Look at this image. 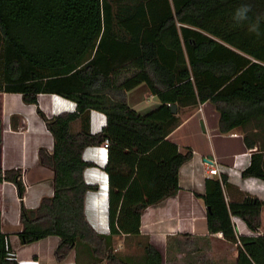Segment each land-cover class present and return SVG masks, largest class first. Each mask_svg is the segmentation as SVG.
I'll return each instance as SVG.
<instances>
[{
  "label": "trees",
  "instance_id": "16d2710c",
  "mask_svg": "<svg viewBox=\"0 0 264 264\" xmlns=\"http://www.w3.org/2000/svg\"><path fill=\"white\" fill-rule=\"evenodd\" d=\"M139 85L154 98L145 110L126 96ZM0 91L24 102L39 92L74 102L51 115L36 109L52 136L50 150H37L52 171V193L34 207L20 202V243L55 235L56 261L72 250L74 264H160L158 249L139 238V216L176 191L178 167L191 156L167 138L183 108L211 104L217 130L238 129L252 149L240 175L264 180V0H0ZM92 109L105 116L94 132ZM104 139L107 228L98 231L84 211L96 183L83 169L93 163L81 153ZM20 175L0 168L18 196ZM198 195L207 229L236 244V264H264V231L254 233L264 201L224 172L205 177ZM232 216L246 231L236 233ZM130 237L138 255L120 250ZM0 264H18L1 224Z\"/></svg>",
  "mask_w": 264,
  "mask_h": 264
},
{
  "label": "crops",
  "instance_id": "0c3cea01",
  "mask_svg": "<svg viewBox=\"0 0 264 264\" xmlns=\"http://www.w3.org/2000/svg\"><path fill=\"white\" fill-rule=\"evenodd\" d=\"M37 108L51 115L61 110H72L74 102L55 93L45 92L37 93L35 102H24L19 92L0 91V168H19L24 186L21 196H18L12 182L0 181L1 229L5 232L18 264H74L72 250L61 261L53 258L57 236L47 235L28 243H20L17 235L20 202L26 207H34L40 196L52 193V171L37 160L39 147L51 149L52 136L37 114ZM183 110L185 117L167 134V138L174 141L179 149L189 146L191 156L178 167L176 191L147 205L140 213L139 238L147 239L158 249L161 254L160 264H236V244L223 238L220 231H209L206 226V208L198 195L203 191L205 177L211 176L204 170V157H210L218 165L216 175L224 172L228 175V181L238 189L263 201L264 180L240 175L241 168L248 163L250 151L244 148L238 129L223 133L217 130V114L211 104L201 102L195 108L185 107ZM198 110H203L198 138L202 132L207 131L211 137L215 135L224 142L222 147L213 141L207 145L201 141L192 142L188 134L181 131L185 122L190 121ZM208 113L214 117L210 119L212 123ZM104 122L103 113L93 109L89 111L92 132L99 130ZM228 138H235L236 141L234 145L225 148ZM81 155L93 163L83 169L84 180L96 183L95 189L86 192L85 215L96 230L106 231V214L103 215L107 200V175L103 170L106 149L102 143L87 145ZM234 219L240 230L246 231L242 220ZM134 242L129 247L135 246L138 249L136 239Z\"/></svg>",
  "mask_w": 264,
  "mask_h": 264
},
{
  "label": "rangeland",
  "instance_id": "374dc122",
  "mask_svg": "<svg viewBox=\"0 0 264 264\" xmlns=\"http://www.w3.org/2000/svg\"><path fill=\"white\" fill-rule=\"evenodd\" d=\"M126 96H127L128 102L132 106L137 108L138 110H145L146 108L150 107L153 104V102H154L153 101L154 98H152V97H150V95H148V93H147V91H146V89L144 88L143 85H139V86L133 88L131 91H129L126 94ZM141 100L145 101V102L141 103L140 102ZM184 111L185 110H182V112L180 113L181 118L185 117L186 113L184 114ZM208 115H209V113H208ZM208 115H206V116L208 117ZM202 118H203V110H198L197 114H195L194 117L190 121L185 122V124L181 128V131H183L184 133L188 134V139H191L192 142H200L201 141L202 144H206L207 145L208 143H210V141H213L215 143V145H218L219 147H222L224 145V142L222 140L218 139V137H216L215 135H214V137H211L208 134L207 131H205V133H203V132L201 133V131H200L201 136H200V139L198 138L199 137V136H197V134L199 133L198 127H199V129L201 128V124H200L199 120H202ZM208 118H209V120L210 119H214V117L211 116V115H209ZM210 122L212 123L211 120H210ZM192 128L194 129V132H193ZM210 132H213V130L212 131L210 130ZM235 141H236L235 138L226 139L227 143L225 144L226 145L225 148H228L231 145H234ZM211 161H212V159H211ZM204 170H205V168H204ZM205 172H206V170H205ZM217 173L210 174V175L211 176L212 175H216ZM103 210H104V213H103V215H104V214H106V201L104 203ZM104 224H106V223H104ZM259 228L264 231V204L261 206L260 226H259ZM261 230H259V231H261ZM134 240H135V238H133V237L128 238V240L126 242L127 245L125 243L126 246L121 247L120 250L124 251V252H127V253L131 252L132 255H136V253H138V249H136L135 246L134 247H129V246L134 245V243H135ZM31 245L33 246L34 243H32Z\"/></svg>",
  "mask_w": 264,
  "mask_h": 264
},
{
  "label": "built area",
  "instance_id": "2783aa9c",
  "mask_svg": "<svg viewBox=\"0 0 264 264\" xmlns=\"http://www.w3.org/2000/svg\"><path fill=\"white\" fill-rule=\"evenodd\" d=\"M102 146L104 147V149H106V146H107V139H104L103 140V142H102ZM207 160H204V168H205V170H206V173L208 174V175H210V174H214V173H217L218 172V170H219V167H218V165H216V164H214V162H212V161H207ZM231 221H232V223H233V227H234V229H235V231H236V233H239V231H240V228H239V226H238V224L236 223V221H235V219H234V217L232 216L231 217ZM260 231H259V229L258 230H256V231H254V233L256 234V233H259ZM97 264H101V263H97Z\"/></svg>",
  "mask_w": 264,
  "mask_h": 264
},
{
  "label": "water",
  "instance_id": "95a60500",
  "mask_svg": "<svg viewBox=\"0 0 264 264\" xmlns=\"http://www.w3.org/2000/svg\"><path fill=\"white\" fill-rule=\"evenodd\" d=\"M170 110L172 111V112H175L176 111V106H175V104H171L170 105ZM200 124H201V121H200ZM250 150H252L251 148L249 149V151ZM206 160H208V161H211V159H209L210 157H204Z\"/></svg>",
  "mask_w": 264,
  "mask_h": 264
},
{
  "label": "clouds",
  "instance_id": "9594fccd",
  "mask_svg": "<svg viewBox=\"0 0 264 264\" xmlns=\"http://www.w3.org/2000/svg\"><path fill=\"white\" fill-rule=\"evenodd\" d=\"M241 15H243V13H241Z\"/></svg>",
  "mask_w": 264,
  "mask_h": 264
},
{
  "label": "bare ground",
  "instance_id": "6f19581e",
  "mask_svg": "<svg viewBox=\"0 0 264 264\" xmlns=\"http://www.w3.org/2000/svg\"><path fill=\"white\" fill-rule=\"evenodd\" d=\"M106 192V191H105Z\"/></svg>",
  "mask_w": 264,
  "mask_h": 264
}]
</instances>
